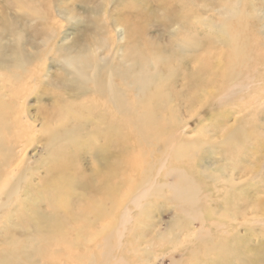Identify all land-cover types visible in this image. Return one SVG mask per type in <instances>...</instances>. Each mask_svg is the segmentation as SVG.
Wrapping results in <instances>:
<instances>
[{
	"label": "bare ground",
	"instance_id": "1",
	"mask_svg": "<svg viewBox=\"0 0 264 264\" xmlns=\"http://www.w3.org/2000/svg\"><path fill=\"white\" fill-rule=\"evenodd\" d=\"M82 1L86 2V0ZM104 1L96 6L93 5L95 11L99 9L102 11V17L91 21L72 39L62 43L63 47L58 51V57H54L50 55V52L56 50V47H53V40L59 33L55 19L58 16L66 22L76 20L72 5H58L55 10L57 16L50 17L47 11L52 10L54 4H57L55 1L5 0L7 9L16 7L18 15L13 19L7 17L0 21V219L4 217L6 209L20 207L22 222L14 221L16 230H12L13 233L7 232L4 238L5 245L0 248V264H14L16 260L27 264H85L87 258L79 254L87 249L80 248L79 252L78 248H74L72 251L71 248L62 249L55 244L58 236H66L65 227L68 229L71 225L70 229L73 228L75 231L76 240L87 238L86 233L105 237L107 227L104 228L99 219L103 217L107 208L106 210L104 208L99 210V208L131 207L124 212L123 229L119 228L117 232L115 229L111 233V235L115 233L117 238L119 236L118 244L121 246L120 238L124 236L125 225L133 219L132 211L134 210L131 211V209L153 204L151 200H148L152 199L150 197H156V194L164 196L163 188L169 191L170 195H165L168 201H173L174 205L185 208L183 209L186 210L185 215L188 220H191L189 226L186 224L188 230L192 231L193 235L190 234V236L206 237L205 240L210 243L212 238L210 234L215 233L212 234L209 226L214 225L215 222L211 219L212 221L207 223V218L197 209L202 205L207 207L215 203L216 198H213V193L211 194L213 190L208 189L207 185L201 188V182L196 181L197 178L195 179L192 175V167L191 172L187 170L188 167H185L187 160L195 157L199 150H202L203 145L209 144L210 141L204 137L195 139L196 134L193 135L192 132L191 138H188L191 134L184 137L182 132L176 134L175 130L183 125L181 118H178L179 110L177 111L178 108L175 107L174 98L185 103L190 112L191 106L200 100V96L204 98L213 91V89L207 90L208 85L216 87L214 89L219 92L217 99L220 105L228 103L230 95L239 93L237 91L248 94L254 86L252 79L255 77L251 74L253 72L262 74L259 54L252 56L251 53L257 44L264 46V30H258L255 34L251 33L250 37L246 35L245 27L247 26H244V23L248 18V11L246 5L242 6L243 0L222 1L219 5L211 1L200 3L199 0H178L179 8L163 3L166 0H155L160 5L162 1L163 7V14L157 16L153 11L151 13L137 11V0H121L115 12L109 14L107 12L109 0ZM207 10L210 11L207 12ZM155 16L158 24L164 29L166 27L173 29L172 35L163 47L158 41L146 35ZM233 19L238 25L234 27L235 29L231 28L232 23H230ZM30 23L33 25L29 27ZM201 27L205 30H201ZM213 48L222 50L223 52L220 53L224 54L217 58L216 63L220 66L212 72L211 77H206L201 74L200 61L197 64L196 61L200 57V51L204 50L210 54L208 51H212ZM222 57L225 58L224 63L221 62ZM252 59L256 62L255 68L250 69L252 73L244 72L245 68L251 67L249 62ZM45 60L54 62L57 66L58 69H55L53 74L47 73L46 65L47 68L44 71H41V64L38 66V62L43 63ZM180 71L181 76H179ZM39 76L46 77L48 85L52 87L49 92H40L42 97L44 94H50L52 109L51 112L43 110L42 121L39 127L35 128L33 116L25 112L24 101L29 96V90L38 84ZM178 87L184 88V92L179 93ZM261 90L254 91L250 95L251 102L254 100L256 108L252 106V109H248V105L245 110V106L243 108L239 106L240 100L242 99V102L245 97L243 95L240 99L233 97L234 103H237L239 99L237 103L239 112L248 113L247 117L252 113L255 115L260 110L258 109L260 106L257 108V105L264 104V93L261 94ZM196 91L197 93L188 102L184 101L183 97ZM256 101L259 102L256 104ZM196 114L189 113L188 116L191 118ZM166 115H169V118ZM245 133L242 127L236 126H231V131H225V137L222 138L221 143L229 151L232 150L231 155L235 156L242 152V145L246 141H243L242 136ZM153 134L155 142H151ZM36 138L41 139L42 151H44V156H41L39 161L32 160L27 153V148L35 143ZM136 142L139 146L138 151L134 149L135 154L153 156L155 152H159L155 146H161L163 150L159 152L161 155L153 160L156 165V174H151L152 166L147 162L149 165L142 167L141 183L133 194L126 197L128 199L124 203L119 193V163L121 161L125 169V164L131 162H124L125 156L122 157L120 152L124 153L129 146H135ZM142 144L151 145L152 149L140 150L139 147L145 146ZM245 147H247L246 144ZM81 151L93 164V169L85 174H82L76 163H73ZM224 151H226L225 148ZM227 151L226 154L230 155ZM205 152L208 153L204 157L205 163L209 161L211 162L209 164L215 167L217 164L212 162L215 150ZM203 154L202 152L200 156ZM199 162L201 164L200 160ZM168 164L169 167H167ZM209 167L208 164L204 165L201 170L206 181L210 180L213 184L216 179L231 182L230 174L227 175V173L225 176L224 171L222 173L217 167ZM128 168L131 167L128 166ZM225 168L228 167L225 166ZM239 168L234 169L239 171ZM164 171L165 180L160 182L158 179ZM134 173L130 175L132 184L135 181ZM170 174H175L177 178L172 183L166 176ZM33 179L37 183L33 184L31 182ZM127 179L129 180V177ZM218 188L215 186L213 189L218 190ZM260 193L262 192L258 194ZM240 195L242 196L241 193ZM257 197L260 198L258 195ZM240 198L238 199L241 201ZM261 204L262 202H258L257 207H261ZM72 207H92L93 211L98 212L95 214V219L92 218L86 226L87 219L84 220V224H79V218L72 211ZM109 210L108 214L105 213L107 217H109ZM195 220L199 222V226L194 228L192 223ZM231 224V222L218 224L220 226H217L216 233L219 232L221 234H218L222 235L229 232ZM86 228H89V231L98 230L85 232ZM216 233L215 237H217ZM62 240L64 239L61 237L60 241ZM76 240L75 245H78ZM213 246V248L206 246V255L209 252L211 254V251L214 254L233 251L230 246L223 247L214 243ZM46 251L52 254L47 257L42 256ZM74 251L77 255L73 254ZM61 253H66V257H59ZM155 255L152 256L153 260L156 259ZM182 255H184L183 252ZM37 257H41L40 260ZM42 258H46L45 262ZM63 258L65 259L62 260ZM109 258L113 257L107 253L99 261L94 255L88 260L90 264H108ZM255 258L261 259L257 255ZM115 260L132 264L125 257ZM177 262L172 259L171 264ZM154 263L155 261L152 264Z\"/></svg>",
	"mask_w": 264,
	"mask_h": 264
},
{
	"label": "rangeland",
	"instance_id": "2",
	"mask_svg": "<svg viewBox=\"0 0 264 264\" xmlns=\"http://www.w3.org/2000/svg\"><path fill=\"white\" fill-rule=\"evenodd\" d=\"M51 1H55V2H57V4H54L55 6H53L52 10L49 9L47 11V14H50L49 15L50 17L51 16L52 17L57 16L55 13V10H56V7L58 5L67 4V5H72L73 16L76 18V20H73L71 22H66L58 16L55 19L57 21V25H58L57 29H58L59 33L57 34V36L53 40V44H54L53 47L54 48L56 47V50H54V51L52 50L53 52H50V55H53L54 57H58V51L60 50L61 47H63L62 43H66L70 39H72L85 25L90 24L91 21L99 20L102 17V11L100 9L98 11H95V9L93 8V5L96 6L99 2L102 3L103 0H86V2H83L82 0H51ZM120 1L121 0H109V3L107 5V12L109 14H113L115 12L116 6L118 5V3ZM157 1H159V0H157ZM157 1H155V0H137V11L148 12V13H151V11H153L156 16L162 15L163 14L162 1H161V5ZM177 1L178 0H166V2H163V3H166L170 7L179 8L180 6L178 5ZM199 1H200V3L204 2V1H211V2H213V4L217 2L216 4L219 5L222 1L226 2L227 0H199ZM104 2H106V0ZM245 5L247 6L246 10L248 11V15H247L248 18L246 17L247 19L245 20L244 26H247V27H245L246 28L245 32H246V35L248 37H250L251 33L255 34L256 31H258V30H260V31L264 30V0H245V2L243 0L242 6L245 7ZM209 11L210 10H207V12H209ZM17 15H18V10L16 7L12 6V9H7V7L5 6V0H0V21H1V19L7 18V17L12 18V19L14 17L16 18ZM156 16H155V18L153 17V19H152L153 21L151 23L150 30L148 31V33L146 35L151 37L153 40L158 41V43L162 44V47H163L167 43L169 36L172 35L171 33L173 32V29H172V27H170V28L166 27L164 29L160 24H158V19L156 18ZM235 22L236 21L234 19L230 21V23H232L231 28H233V29H235L234 28L235 26H238L235 24ZM33 23L32 24L30 23L29 27L31 25H33ZM201 30H205V28L201 27ZM25 32H27V31H25ZM261 39H263V38L261 37ZM216 49H218V48H213V50L211 49L212 51L209 50L208 52H210V54L206 53L204 50L200 51V57H199V59H197L196 64H197V62L200 61V71H201V74L203 76H206V77L210 76L211 77L212 72L215 71L216 68H218L220 66L216 63L218 61L217 58H220L219 57L220 55L223 56L224 53L221 54L220 52H223V51L222 50L218 51ZM220 49H222V48H220ZM257 53L259 54V56L261 58L260 63H261L262 74L261 73L257 74L254 72L252 73L250 71V69L255 68L254 65L256 63L255 60L252 59L249 62V64H251V67H249V68L247 67L244 69V72L252 73L251 75H253L255 77V79L251 78L252 81H254V86L248 94H246V93L244 94L243 93L244 91H237L239 93H236V91H235V93L237 95L231 94L228 101H227L228 103H224V104L220 105L218 102V99H217V97L219 96V92L216 89H214V88H216L214 85H208L207 90L213 89V91L211 93L207 94L206 97H204V98H201V96H200V100H197V102L191 106L190 112L188 111V107H186L185 103L180 102L176 98H174L175 107L178 108L177 111L179 110L178 111V113H179L178 118L179 119L181 118L180 119L181 124L183 125L182 127L180 126L181 128L179 127L175 130L176 134H178V133L181 134V132H182L184 134V135L182 134V136L184 137L185 135H189L192 132L193 135L196 134L195 139L198 137H200V138L204 137V138H208L210 141L209 144L205 143L203 145L202 150H199L197 155H195V157L192 158L193 160L188 159L187 160V166H185L186 168L188 167L187 168L188 171H190V168L192 167L191 168V171L193 173L192 175L195 177V179L197 178L196 181L201 182L200 183L202 185L201 188L203 186L205 187L207 185L206 187L208 189L213 190V192H211V194L213 193V195H214L213 198H216L215 203H212V204H216V205H212V204L210 205L209 204V205H207V207L202 205L201 207H197V209L200 213H202L204 215L205 218H207V223L211 219L215 222L214 225H209L210 229L212 230V234L214 232L216 233V230H218L217 226H220L218 224H223V223L229 224V222H231L232 226L230 227L229 232H227V233L225 232V234H222V235H219L221 233L218 232L219 234L216 233L217 237H215V235H214L215 233L213 235L210 234V237L212 236V238H213V239L211 238L210 243L207 240H205V238H206L205 236H204L205 238H201V237L195 238L193 236H190L192 231L188 230V227L186 226V224L189 226V222L191 220L187 219V217L185 215L186 210H183L185 208H183L179 205L178 206L174 205L173 201H168L166 199V197L170 195L169 191H167L168 190L167 188H163V194L165 193V195L167 194V196H165V195L161 196V195L156 194V197L155 196L150 197L152 199L148 200V201L151 200V202H153V204L152 203L151 204L155 205L156 207L155 206L153 207L151 204H149V206H151V207H149V206L148 207H140V208L134 207L131 209V211L134 210V211H132L133 212L132 213L133 219L130 223H127L125 225L126 227H125L124 236L122 238H120V241H121L120 245L121 246H119V244H118L119 243V236L117 238V235L115 233L112 235H111V233H113L115 229H116V232L119 228L121 230L123 229L122 222L124 219V212L129 208V207H123V206L122 207L121 206L116 207V209L115 208L112 209L110 207H100L99 208V210L102 208H104L106 210V208H107V210H106L107 212L103 209L106 214H108V210L110 209L109 210V217H107L108 215H106L104 213L103 217L99 219L100 224H103L105 226L104 228L107 227V230L105 231V237L104 236L100 237V236L95 235V234H94L95 235L94 236L90 233H86L87 238L86 237L85 238H79L76 240L75 239V236H76L75 231H73V228L70 229L71 225H69L70 226L68 228L69 230L66 229V227L64 230L65 235L67 237L66 236L64 237V235L58 236V238L56 240L57 243H55V244L59 247H62V249H65L66 247H68L69 249L71 248L72 251L74 248H78L79 252H80V248H81V250L87 249V250L81 251L82 254H79V256L85 255L83 257L87 258L86 263L84 262L85 264H90V262L88 260V258L90 256L94 255L95 259L97 261H99L100 259L104 258V254L106 255L107 253H110L111 257L114 258V259L109 258L110 260L107 261L108 264H124L122 262L115 260V259L121 258V257H125L128 261L130 260L129 262H131L132 264L137 263V262H138V264H152L154 261H155L154 264H156V263L157 264H159V263L171 264L172 259H175L176 262L178 260V262L176 264H209V263L210 264H215V263H217V264H222V263H225V264H264V192H263L264 191V108L262 107V106H264V104L262 105L259 103V105H257V108L260 106L258 108V109H260L259 110L260 112L259 111L256 112L255 113V115L257 114L256 116L254 115V113H252V114L249 113L251 115V118H250V115L248 117L246 116V115H248V113L244 114V112H239L240 110H238V107H237V103L240 99V96L243 95V97H245V99L242 102H241L242 99L240 100L239 106L241 105L242 108L245 106L244 107L245 110L247 109L246 106H248V105H249L248 109H250V108L252 109L253 108L252 106H254V108H256L254 100H253V102H251L250 95L254 91L257 92L260 89H262L261 94L264 93V69H263L264 68V46H263V44H257V46L254 47L253 53H251V54H252V56L253 55L255 56V54H257ZM198 56H199V53H198ZM224 59L225 58L222 57V61H221L222 63L225 62ZM48 62L50 65L48 64ZM37 64H38V66H39V64H41V71L42 70L44 71L45 68L48 67L46 69V71H47V73H51V74H53L55 72V69L56 70L58 69L57 66L55 65V63L54 62L51 63L49 60H45L43 63L38 62ZM179 76H181V71H180ZM178 78H180V77H178ZM46 83H47V78L43 77V76L42 77L39 76L38 84L35 85L37 87L34 86L31 90H29V92L31 94L28 92L29 96H27V99L24 101L25 112H27L28 114H31V116H33L32 121L34 122L35 128L39 127V125L42 121L41 117L43 116L44 111L48 110L49 112H51V109H52V107L50 105V102L52 100L49 98L50 94L49 95L44 94L43 97L40 94L41 91L42 92H49V90H51L52 87L50 85H48V83L47 84ZM41 85H43V86L45 85V87H43ZM259 86H261V87H259ZM177 90L179 93L184 92V88L178 87ZM196 93H197V91L195 93H190L189 94L190 97H188L189 95L183 97L184 101L188 102ZM238 94H240V95L238 96ZM233 97L239 98V99H237L238 101L236 100L237 103L236 102L234 103L232 101ZM243 97L241 96V98H243ZM263 97H264V94H263ZM263 100H264V98H263ZM245 101H246V103H245ZM258 102L259 101H256V104ZM176 104H177V106H176ZM245 104H247V105H245ZM189 113H191V114L197 113V114L195 116L189 118V116H188ZM16 114L19 115L18 113H16ZM166 117L169 118V115L168 116L166 115ZM240 117H242V118H240ZM244 118H246V120H243ZM239 123H241V124H239ZM209 124H210V126H209ZM215 125L217 126L216 128H215ZM220 126H223V127H220ZM231 126L242 127L243 132L245 133V131H246L245 135L243 134L244 137L242 136V138H243V141L246 140L245 144L247 145V147H245V144H243L242 146L245 149L242 147V152L237 154L238 156L237 155H235V156L231 155L230 152L232 150L229 151L221 143L222 138L225 137V131L226 130L231 131ZM207 129H211V130H207ZM191 130H193V131H191ZM221 130H223V131H221ZM198 131L200 134L198 133ZM187 132H188V134H187ZM153 136H155V135L153 134L151 136L152 137L151 142H155V140L153 139ZM220 136H223V137H220ZM191 137H193L192 134L188 136V138H191ZM217 142H218V144H217ZM135 144H136L135 146H132V145L129 146V148H127L124 151V153H122V151L120 152L122 157L125 156L124 158L126 160H124V162L130 161L131 163H133L132 166H131V163H126L125 169H124V164L121 161L119 163V167H120L119 168V178H120V180H119L120 181L119 193H120L124 203L128 199V198L126 199V197L128 195L130 196L131 193L133 194L136 191L138 184L141 183V181L143 179L141 172H142V169L144 167H147L150 164V166H152L151 174L152 175L156 174V169H155L156 165L153 162V160L155 157H159L161 155L159 152H162V150H163V148L161 146H155L157 151H159V152H155V154L153 156H151L150 154H149L150 156L149 155L142 156L141 154H135V150H137L139 143L136 142ZM148 144H142V145H145L146 147L144 146V148H143V146L141 145L142 148L139 147L140 150H147L148 151V149H149V151H150L152 149L151 148L152 146L148 145ZM257 145H259V147ZM260 147H262V148H260ZM224 148L226 151L228 150L227 152L230 155L226 154V151H224ZM253 148H254V150H253ZM211 149L215 150V153L213 154L212 162L214 164H217V165H215V167H214L211 164H209V163H211L209 161L207 164L210 165V167H212V168L217 167L218 169H220V171L222 173L224 171L223 174L225 176L227 173H228L227 175L230 174L229 176L231 177V179L230 178L229 179L231 180V182H228V181L222 182L220 179L219 180L216 179V180H214V184H213V182L210 181L209 179H208L209 181H206L207 180L206 177L203 176V174L201 173V170L204 167V165L205 166L207 165L205 163L206 159L204 157L207 156L208 153H206L205 151L207 150V152H208V150H211ZM249 149H251V150H249ZM217 150H219V151H217ZM256 150L258 152H256ZM202 152L204 154L202 156H200L202 154ZM219 152H220V154H218ZM27 153H28V157L32 158V160H34V161L38 160L39 161L41 156H44V151H42L41 139L36 138L35 143L31 144L30 147L27 148ZM156 153H158V154H156ZM127 155H128V157H127ZM214 155L216 158L214 157ZM86 156L87 155H85V153L81 151V152H79V155L73 161V163H76V166L80 169V172L82 174L88 173V171L93 169V164L90 162L88 156L87 157ZM229 156L231 157L230 158L231 160L229 159ZM202 157H203V160H201ZM218 157L221 158L220 160H223V161L217 160V159H219ZM232 158H234L233 161H232ZM227 159H229V160L226 162ZM199 160L201 161V164H200ZM237 161L239 162V166H241L240 168H239V166H237L238 165ZM147 162H149V164H147ZM220 162H222V163L220 164ZM227 163L229 165H227ZM128 166H130L131 168H128ZM225 166H227L228 168L226 169ZM232 166H235L236 168H239L240 170L239 171H238V169L235 170L234 169L235 167H232ZM167 167H169V164L167 165ZM221 168H222V170H221ZM223 168H224V170H223ZM197 170H198V172H197ZM134 172H136V173H134ZM133 173H134L133 179H135V181L132 184L133 181L130 180V175H132ZM164 173H165V171L161 172V175H160L161 178L158 179L160 182L162 180H165V176H164L165 174ZM231 173H232V175H231ZM174 175L175 174L166 175L168 177V178L167 177L166 178L169 180L170 183L174 182V180L177 179L176 175L175 176ZM127 176L129 177V180L127 179L128 178ZM249 177L250 178L252 177L253 179L250 180ZM37 178L38 177L36 176V179ZM124 179H126V180H124ZM237 181H239V182L236 183ZM31 182L33 184L37 183L35 179H33ZM231 183H233L234 185ZM215 186L219 187L218 190L213 189ZM257 186L259 187V189H257L258 188ZM261 186H262V188H261ZM254 187L255 188L257 187L256 188L257 190ZM242 189H244V190H242ZM248 189H251L252 191L248 190ZM258 190H259V192H262V193L258 194L259 193V192L257 193ZM223 191H224V193H223ZM240 193L242 194V196L240 195ZM229 194H230V196H229ZM257 195L260 197L259 199H258ZM252 196H254L255 198H253ZM240 197H246V198L243 199ZM238 198H240L241 201ZM219 199H221V200H219ZM248 199H250V200H248ZM243 202H244V204H242ZM258 202H262L261 207H259V206L257 207ZM124 203L122 202V204H124ZM220 205H222V207H220ZM130 208H129V210H130ZM72 211H74L75 212L74 214L78 216L79 221H80L79 224L80 223L84 224L85 223L84 220L86 221V219H87L86 226L89 225V223H90L89 221H91L92 218L95 219V214L98 212L95 210L93 211L92 207H72ZM111 211H113V212H111ZM4 212H5L4 217L2 219H0L1 220L0 221V248H2L5 245V241H4L5 239L4 238L6 237L7 232L13 233L12 230L13 231H14V229L16 230L13 222L14 221L17 223L22 222V218L20 216V214H21L20 207H10V208L6 209ZM192 224H193V227L199 226V222L196 220L193 221ZM73 226L74 225L72 224V227ZM109 227H111V228H109ZM74 228H75V226H74ZM191 228L192 227H190V229ZM89 230H90L89 228H86L85 232H95V230H98V229H92L91 231H89ZM187 231H189V232H187ZM185 234L186 235L188 234V236H186ZM109 235H111V236L108 237ZM191 235H193V234H191ZM16 236H18L17 233H16ZM61 237L64 240L60 241ZM214 238H216V239H214ZM221 238H222V241H221ZM75 240L77 241L78 245H75L76 244L74 242ZM79 240H80V242H79ZM213 240H215V241H213ZM2 241H4V242H2ZM58 241H59V243H58ZM101 241H103V242H101ZM72 242H74V243H72ZM33 243H35V242H33ZM213 243L221 245L223 247L230 246L233 249V251L231 253L222 252L219 254H214V252L211 251V254L209 252L206 255V251H205L206 246H208V248H213L214 247ZM149 245H150V248H149ZM68 248H66V249H68ZM143 248L144 249L147 248V249L141 250ZM88 249H89V251H88ZM152 251L153 252L156 251V252L150 253ZM182 252L184 255H182ZM256 252H258L259 255L254 254ZM165 253H168V254H165ZM51 254L52 253L46 251L44 254H42V256L47 257L48 255H51ZM65 254L66 253H61L59 255V257H64V256L66 257ZM73 254H76L75 251ZM153 255H155V257H156L155 260H153V257H154ZM215 255H217V256H215ZM256 255L260 256L261 259H256L255 258ZM138 256H139V259H138ZM165 256H167V257H165ZM192 257H193V259H192ZM40 258L41 257H37V259H39V260H40ZM56 258H58V257L56 256ZM45 259L46 258H42V260L44 262H45ZM64 259L65 258H63L62 260H64ZM223 259H224V261H223ZM202 260H203V262H202ZM14 262H16L14 264H27L21 260H18V261L16 260ZM76 262H78V261L76 260Z\"/></svg>",
	"mask_w": 264,
	"mask_h": 264
}]
</instances>
